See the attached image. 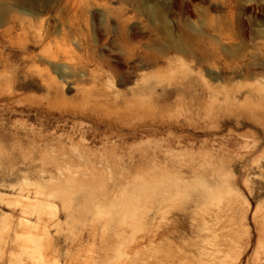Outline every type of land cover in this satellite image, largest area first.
<instances>
[{"label":"rangeland","instance_id":"374dc122","mask_svg":"<svg viewBox=\"0 0 264 264\" xmlns=\"http://www.w3.org/2000/svg\"><path fill=\"white\" fill-rule=\"evenodd\" d=\"M0 22V192L17 198L0 264H264V0H0ZM49 28L70 87L14 56Z\"/></svg>","mask_w":264,"mask_h":264},{"label":"bare ground","instance_id":"6f19581e","mask_svg":"<svg viewBox=\"0 0 264 264\" xmlns=\"http://www.w3.org/2000/svg\"><path fill=\"white\" fill-rule=\"evenodd\" d=\"M27 6V5H26ZM22 13L23 14H25V15H28V16H33V12L29 9V8H25V6L24 7H22ZM151 10V11H150ZM149 11L150 12H148V13H150V15L149 16H155L156 17V15H155V13L157 12L156 10H153V8H151ZM146 11V10H145ZM156 11V12H155ZM146 14V13H145ZM158 14V13H157ZM155 17H154V19H155ZM152 19V18H151ZM157 19H159V18H157ZM15 21V20H14ZM149 21V20H148ZM153 21V20H152ZM158 21V20H157ZM165 21V20H164ZM30 22V21H29ZM161 22V21H160ZM150 23V22H149ZM0 25H1V22H0ZM64 29V28H63ZM14 30V27H10L9 29H7V30H5V31H3V33H2V36L4 37L5 35H9V36H11L12 35V31ZM23 30H26V29H23ZM41 30V29H40ZM25 34V36L23 35H20V36H18L17 37V44H18V47H19V50L18 49H14L13 50V52H14V56L15 57H18L17 56V54H23L24 55V60H23V62L24 63H31L32 64V66H36V65H38V64H40V65H46L47 67H50L51 69H53V71L55 72V73H57V74H59L60 75V78L62 79V81H63V83H64V85L66 86V85H68V87H70L71 85H73L74 84V82H72L71 80H70V74H72L71 72H73L72 71V67H71V65L69 64V63H67V62H63L64 60H65V58H62L57 52H55V51H53V48L51 47V43L53 42V36H54V33H55V31H52V30H50V28L49 29H43V30H41V31H39V32H36V33H34V35H33V37H28V33H27V31L26 32H24ZM11 38H12V36H11ZM75 41V40H74ZM34 43H36L37 45H39L40 46V48H41V50L38 52V53H35L34 51L36 50V49H38L39 48V46H37L36 44L34 45ZM174 45L175 44H177V43H173ZM172 45V44H171ZM180 45V44H179ZM185 45V44H184ZM183 45V48L184 47H186V46H184ZM78 46V45H77ZM181 46L182 45H180L179 46V48L181 49ZM12 47V46H11ZM173 47V46H172ZM175 49V48H174ZM177 49V48H176ZM189 50V49H188ZM187 50V51H188ZM184 51H186V50H184ZM192 51V50H191ZM189 52V51H188ZM191 53V52H190ZM12 54V53H11ZM142 54V53H141ZM135 55H133V57H132V62H131V66H134V64H136L137 62H139L138 61V59L139 58H135L134 57ZM142 56V55H141ZM3 57H5L4 56V54L2 53V52H0V67H3L4 68V70L7 68V60L6 59H4ZM14 57V58H15ZM22 57V56H21ZM64 57V56H63ZM133 58H135V59H133ZM141 58V57H140ZM20 60V59H19ZM21 61V60H20ZM141 62H143V60L141 61ZM155 62V61H154ZM156 63V62H155ZM157 64H158V62H157ZM139 65H137V67H138ZM157 66V65H156ZM74 67V66H73ZM20 68H21V66H20ZM132 68V67H131ZM133 68H135V67H133ZM22 69V68H21ZM136 69V68H135ZM6 71V70H5ZM76 71V70H75ZM22 72V71H21ZM45 72H48L47 71V69L46 70H41V69H37L36 71H35V73L37 74V76H39L40 78H44L45 77V75H46V73ZM34 73V71H32V73H31V75ZM34 73V74H35ZM3 74L5 75V73H2V76H3ZM26 74V73H25ZM30 74V73H29ZM81 75L80 76H82L83 77V72L82 73H80ZM11 75V74H10ZM15 76V75H14ZM28 76V75H27ZM1 77V76H0ZM3 78V77H2ZM16 78V77H15ZM18 78V77H17ZM146 78V77H145ZM5 79H6V82L7 81H9V77L8 76H6L5 77ZM31 79H32V77H31ZM53 78L51 77V80H52ZM0 81H3L2 79H0ZM37 80H36V78L34 79V81L33 82H36ZM32 82V81H31ZM2 83V85H3V82H1ZM25 84V83H24ZM46 84V83H45ZM1 84H0V86H2ZM5 85V84H4ZM30 85H33L32 83L31 84H29L28 85V87L30 86ZM48 85V84H47ZM53 85V84H52ZM137 86V85H136ZM143 86V85H142ZM149 86V85H148ZM15 87V86H14ZM50 87H52V86H50ZM139 87V86H138ZM145 87H147V86H145ZM2 88V87H1ZM210 88V87H209ZM17 89V88H16ZM146 89V88H145ZM155 89V88H154ZM147 90V89H146ZM5 91V90H4ZM55 91V90H54ZM133 91V90H132ZM15 91H13V93H14ZM17 92V91H16ZM135 93H136V90L134 91ZM139 92H141V91H139ZM144 92V91H143ZM152 92V91H151ZM52 93V92H51ZM153 93V92H152ZM210 93H211V91H210ZM210 93H208L209 95H210ZM7 94V93H6ZM145 94V93H144ZM140 95V94H139ZM135 96H138V95H135ZM0 97H1V94H0ZM136 98H138V97H136ZM138 100V99H137ZM7 104V103H6ZM5 104V105H6ZM131 104V103H130ZM12 105V104H11ZM27 105V104H26ZM143 107H144V105H142ZM2 107V106H1ZM139 107V106H138ZM8 108V107H7ZM15 108L17 109V107L15 106ZM14 108V109H15ZM8 110V109H7ZM34 111V110H33ZM79 112V111H78ZM81 112V111H80ZM138 112V111H137ZM55 113V112H54ZM76 113V112H75ZM84 114V113H83ZM1 115H3V114H1ZM77 115H79V113L77 114ZM87 116V115H86ZM0 118H1V116H0ZM3 118V117H2ZM3 120V119H2ZM4 121V120H3ZM12 121V120H11ZM13 123V122H12ZM69 123V122H68ZM5 125V124H4ZM25 125V124H24ZM77 125V124H76ZM3 126V125H2ZM29 126V125H28ZM64 126H67V125H64ZM74 126V125H73ZM73 126H72V129H80V128H84V127H81L82 126V124H80V128L79 127H74L73 128ZM79 126V125H78ZM78 131V130H77ZM79 132L80 131H78V135H79ZM76 134V133H75ZM84 135V134H83ZM113 135V134H112ZM92 136V135H91ZM72 137H74V136H72ZM84 137V136H83ZM98 137V136H97ZM102 137V136H101ZM146 137H148V136H146ZM81 138H82V136H81ZM136 138V137H135ZM69 139V138H68ZM89 139V138H88ZM82 140V139H81ZM80 141V140H79ZM38 142V141H37ZM174 142H175V140H174ZM95 143V142H94ZM93 143V144H94ZM177 143V142H176ZM79 145H81L80 144V142L78 143ZM87 147V146H86ZM85 147V148H86ZM90 147V146H89ZM92 147V146H91ZM177 147V146H176ZM80 150V149H79ZM168 153H170V154H172L173 153V151H171V150H168ZM73 157V156H72ZM78 158H79V160H80V163L81 164H84L85 163V161L86 160H84L85 158H84V156L82 155V154H79L78 153ZM161 159H163L162 161H160V163H164V164H168V165H171L172 167H175L176 168V166H177V164H179V167H183V162L181 161V159H180V155H172V157H171V159H167V160H165L164 158H161ZM44 160V159H43ZM126 163H129V162H126ZM101 164H103V163H101ZM104 164H107V166L109 167V166H112V165H116L117 164V162H111V161H109V160H107L106 162H104ZM134 165V164H133ZM59 166V165H58ZM58 169H60V168H58ZM172 175V174H171ZM54 179V178H53ZM106 178L104 177V176H101V175H95V174H93V176L92 175H88V174H85V177L83 178V179H77L75 176H73L72 174H69V175H67V176H65L64 178L62 177V176H60V177H58L57 178V180H59V184H64V185H67V184H70V183H74V182H77V181H80V182H87V183H91V184H96V183H98V184H100V186H101V188H102V191H105L103 188L105 187V180ZM111 179V178H110ZM167 182H170V183H172V182H174L173 181V179L170 177V176H167V180H166ZM36 184V183H35ZM104 185V186H103ZM37 192H36V194H38V195H47L46 194V192L43 190V188H42V186L40 185V184H37ZM165 193H169L168 192V190H166V191H163V193H162V196H161V201H165V200H167V195L165 196L164 194ZM13 197H15V198H13ZM202 197L203 198H208V199H211V200H216L217 198H218V193L217 192H213V190H211V189H208L207 190V192L205 193V194H202ZM208 199H207V201H208ZM29 200V199H28ZM205 201H206V199H205ZM0 202L2 203V204H7V205H9V206H11V205H13V203H15V202H17V198H16V196H13V195H11V194H7V193H2V192H0ZM209 202H211V201H209ZM96 205L98 204L99 205V203H95ZM30 205V208L34 211V212H36V213H38V214H41V213H45L46 211H47V208H48V206L41 200H38V197H36V201H33L31 204H29ZM14 206V205H13ZM50 210V209H49ZM50 211H52V210H50ZM98 212V211H97ZM25 213H27V212H25ZM207 223H209V222H206V225H207ZM22 225H24V226H26L28 223L27 222H23L22 221V223H21ZM210 226V225H209ZM212 226V225H211ZM210 226V227H211ZM211 229V228H210ZM209 229V230H210ZM174 235V232H172L171 234H170V236H173ZM25 253H26V255L28 256V258H30L32 261L33 260H41L42 259V256H41V248L40 247H26L25 248ZM27 258V257H26Z\"/></svg>","mask_w":264,"mask_h":264}]
</instances>
